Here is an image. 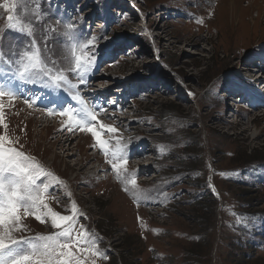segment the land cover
<instances>
[{
    "label": "rangeland",
    "instance_id": "rangeland-1",
    "mask_svg": "<svg viewBox=\"0 0 264 264\" xmlns=\"http://www.w3.org/2000/svg\"><path fill=\"white\" fill-rule=\"evenodd\" d=\"M235 1L231 18L226 0H25L17 13L33 23L41 59L74 89L46 75L21 83L13 73L28 38L3 33L0 89L15 99L0 100V135L36 157L37 184L62 203L51 211L80 216L76 233L90 234L101 255L72 249L85 264H264V0ZM11 14L0 9V28ZM93 38L86 52L76 48L95 53L81 81L70 70L72 46ZM73 92L97 115L88 123L112 141L109 152L122 142V181L91 134L55 114L80 108ZM60 136L72 140L68 151L56 146ZM39 139L50 149H36ZM87 156L92 180L74 166ZM132 179L136 188L125 191ZM43 211L22 218L26 232L15 237L58 231Z\"/></svg>",
    "mask_w": 264,
    "mask_h": 264
},
{
    "label": "snow or ice",
    "instance_id": "snow-or-ice-1",
    "mask_svg": "<svg viewBox=\"0 0 264 264\" xmlns=\"http://www.w3.org/2000/svg\"><path fill=\"white\" fill-rule=\"evenodd\" d=\"M25 0H11L9 4L6 0L0 3V9L4 13H12L7 16V23L4 28H0V39L5 31L11 30L24 35L28 38V43L18 52V59L15 61V72L13 73L21 83L35 82L41 76H47L52 86L59 87L60 84L67 85L69 89L75 86L70 84L63 72L58 69L53 72L51 67L46 66V62L41 59L40 50L37 47L34 26L32 22L26 20L27 13H17ZM38 15V8L33 13ZM65 35L71 36L74 29L71 26H65ZM54 31V30H52ZM95 46V39L89 42H83L73 45L71 59L73 61L71 71L78 75L81 81L90 73L95 64V53L90 55H77L76 48L81 53L88 48ZM0 62L4 57L0 54ZM54 63V62H53ZM7 97L14 100V93L0 89V100ZM73 102L80 106L79 109H62L56 112V115L67 117L69 123L66 128H79L91 134L94 143L99 147L100 152L105 155L106 163H110L112 172L117 175L118 180L125 178V168L128 158L121 146L120 141H115L117 149L109 152L108 145L112 141L101 139L102 132H97L94 127L90 126L88 121L97 120V115L85 104L84 100L73 92ZM3 105L0 103V128H7L4 123ZM102 115V112H98ZM103 132L108 134H117L116 129L100 125ZM63 129H61L62 131ZM42 170L36 165L33 158L25 156L17 151L13 142L5 135H0V264H85L88 259H79L71 251L75 249L76 253L82 250H91V255L101 258L99 251L96 249L95 241L90 238L83 228L79 229L78 234L75 225L78 219L76 211L73 208V214L61 216L51 211L43 198L47 192V185L40 187L37 181L41 179L39 173ZM44 175H49L45 173ZM58 182V181H57ZM128 187L136 188L135 179L130 180ZM43 207L46 211L43 216L50 218L51 227L56 231L53 235L28 237L27 239H17L15 233L26 232L21 227L22 218L26 219L32 213H37ZM42 215H32V218L38 222H44Z\"/></svg>",
    "mask_w": 264,
    "mask_h": 264
},
{
    "label": "bare ground",
    "instance_id": "bare-ground-1",
    "mask_svg": "<svg viewBox=\"0 0 264 264\" xmlns=\"http://www.w3.org/2000/svg\"><path fill=\"white\" fill-rule=\"evenodd\" d=\"M259 1V0H258ZM219 2H220V0H219ZM226 2H227V10L229 9H231V18H234V13H233V9H235L236 8V1L235 0H226ZM251 2V1H250ZM261 2V1H260ZM221 3V2H220ZM252 3H254L253 1H252ZM222 4V3H221ZM260 4V3H259ZM239 5V4H238ZM220 6V5H219ZM256 6V5H255ZM260 6H261V4H260ZM263 9H264V7H263ZM213 10V9H212ZM217 10V9H216ZM226 10V11H227ZM210 12V11H209ZM261 13V12H260ZM218 15V14H217ZM261 15H262V13H261ZM264 15V14H263ZM224 16V15H223ZM257 17H258V14H257ZM256 17V18H257ZM243 18V17H242ZM223 19V18H222ZM260 19V18H259ZM226 21V20H225ZM227 23V22H226ZM236 23V22H235ZM231 25V24H230ZM232 27V25L230 26V28ZM194 28H196V27H194ZM88 105V104H87ZM112 122V121H111ZM117 123V122H116ZM114 124V123H113ZM123 124V123H122ZM108 127V126H107ZM44 129H45V127H44ZM118 130V129H117ZM17 132V131H16ZM55 134V133H54ZM61 134V133H60ZM38 135V134H37ZM39 136L40 137H42V136H45V134L44 133H39ZM119 137V136H118ZM44 138V137H43ZM43 140V142H41ZM33 142L35 143V147H36V149H41V146L43 147L42 148V151H47L48 149H50V148H44V147H47L46 146V144H45V142H44V139H39V140H37L36 142H35V140H33ZM71 142H72V140H70V139H63L61 136L60 137H57L56 138V141H55V144H56V146H59L60 147V150H64V148L66 149V148H68L69 146H70V144H71ZM32 146V145H31ZM75 147H78V145L77 146H75ZM67 151L69 150V149H66ZM73 149H71V151H72ZM65 151V150H64ZM134 151V150H133ZM23 153H25V152H23ZM30 154V153H29ZM29 154L28 153H25L24 155L25 156H28V157H30L29 156ZM85 154V153H84ZM134 154V153H133ZM39 156V155H38ZM84 157V156H83ZM33 158H36V157H33ZM90 158V157H89ZM89 158H88V156H87V158L85 157V158H81L80 160H78V161H76L77 163H75V170H76V174H77V177L79 178V179H84L85 178V176H86V179H89V178H91L90 180H92V179H94V177L96 178L97 177V175L96 174H94L95 172H91L90 174H85V172H84V170H85V168L86 167H88L87 166V162L89 161ZM93 162H95V161H93ZM92 162V163H93ZM39 163V162H38ZM91 164V163H90ZM89 165V164H88ZM43 166V165H42ZM73 167V166H72ZM90 167H92L91 165H90ZM77 168V169H76ZM93 169H95L94 167H92ZM88 169V168H87ZM90 169V168H89ZM90 171V170H89ZM81 176H84L83 178H81ZM89 180V181H90ZM96 180V179H95ZM85 181V180H84ZM107 181V179H104V181H102V182H106ZM76 182V181H75ZM78 182V181H77ZM68 183V182H67ZM102 184V183H101ZM108 184V183H107ZM70 185V184H69ZM67 186V185H66ZM67 189H68V186H67ZM71 189H72V187H71ZM64 190V189H63ZM68 190H70V189H68ZM108 190V189H107ZM67 191V190H66ZM46 192H47V194H46V196L48 195V192H49V189H46ZM64 192V191H63ZM116 199V198H115ZM49 200H55V202H53L52 201V203H50L49 202ZM61 200V199H60ZM46 203H47V205H48V208L49 209H51L52 210V208L51 207H54V208H57V206L59 205V203L60 204H62L61 202H59L58 200H56V199H54L52 196H50V195H48V198H46ZM117 201V200H116ZM68 206V205H67ZM62 207V206H61ZM70 207H71V205H70ZM59 208V207H58ZM64 209H66V208H64ZM71 209V208H70ZM45 210V209H44ZM63 210V209H62ZM79 210V209H78ZM44 212V211H43ZM40 213V212H39ZM40 214H42V213H40ZM82 214V213H81ZM43 215V214H42ZM60 215V214H59ZM79 215V214H78ZM80 216H78V218H79ZM49 220V219H48ZM77 220H79V219H77ZM49 224V223H48ZM77 225V224H76ZM75 225V226H76ZM77 228V227H76ZM79 231V230H78Z\"/></svg>",
    "mask_w": 264,
    "mask_h": 264
}]
</instances>
